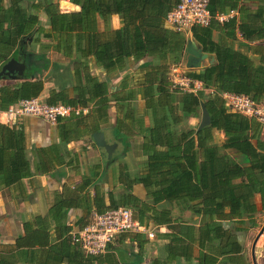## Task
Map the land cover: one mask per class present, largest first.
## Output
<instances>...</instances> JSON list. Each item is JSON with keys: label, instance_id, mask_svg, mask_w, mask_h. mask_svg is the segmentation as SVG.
Instances as JSON below:
<instances>
[{"label": "trees", "instance_id": "trees-1", "mask_svg": "<svg viewBox=\"0 0 264 264\" xmlns=\"http://www.w3.org/2000/svg\"><path fill=\"white\" fill-rule=\"evenodd\" d=\"M70 1L79 10L62 11L54 0H0V69L13 55L25 65L20 75L0 74V79L14 81L0 85V103L8 107L38 97L45 88V73L54 74L62 67L63 73L53 78L55 87L49 89L47 104L89 107L92 103L98 105V114L108 107L111 95L117 110L123 108L122 120L140 124L143 140L137 172L118 163L108 187L109 205L105 193L104 199L95 198L99 206L79 228L94 213L124 206L144 226L171 228L159 233L167 239L164 256L154 257L151 264H177L179 259L184 264H253L246 256L245 237L258 225L256 194L264 211V124L228 110L220 94H246L264 103V0H242V4L209 0L212 16L233 9L238 16L224 22L212 18L208 26L192 27L191 37L216 59L186 72L201 81L203 88L197 93L173 88L168 77L171 66L185 61L187 38L165 20L177 0ZM115 14L119 28L111 26ZM214 32L223 33L215 37ZM32 44L39 48L32 49ZM49 50L71 58L73 72L67 69L69 63L53 62ZM145 57L149 60L132 74L136 78L123 77L121 88L126 90L124 81L130 79L133 85L120 96L115 91L108 95L110 80L91 73V68L106 74L123 71ZM138 95L145 109L140 117L129 104ZM202 103L210 124L199 131L179 128L185 118L200 116ZM149 111L152 124L144 127L143 115ZM86 116L59 118L56 124L75 119L78 127ZM98 129L95 124L92 132ZM216 132L224 134L222 142H217ZM113 161L107 162L109 166ZM135 185L143 188L144 197L135 192ZM63 204L59 200L56 209L62 210ZM174 208L190 216L182 220ZM70 232L66 230L46 252L60 253L68 264H140L144 259L147 238L142 232L120 233L95 255L73 242ZM126 240L136 247L135 254H128L129 262L122 257L128 253Z\"/></svg>", "mask_w": 264, "mask_h": 264}, {"label": "crops", "instance_id": "crops-1", "mask_svg": "<svg viewBox=\"0 0 264 264\" xmlns=\"http://www.w3.org/2000/svg\"><path fill=\"white\" fill-rule=\"evenodd\" d=\"M54 1L58 2L62 11L79 10V6L71 1ZM242 3L244 1L240 0L239 4ZM235 16H238L237 10ZM111 26L120 27L118 15L111 17ZM222 33L214 32V36ZM237 36L240 38L239 33ZM191 38L188 37L187 41ZM197 44L199 45L198 42ZM31 47L37 50L39 45L32 44ZM47 56L59 64L69 63L67 69L70 74L73 72L71 58L53 50H49ZM186 57L185 49V61ZM146 60L149 58L145 57L134 62L128 69L111 74H106L101 68H91V73L100 80H110L108 95L115 94V91L120 96L133 85L130 79L129 83L124 81L126 90L121 88L123 77L130 74V77L136 78L132 76L133 72ZM62 70L60 67L54 74L45 73L44 78L47 80L44 90L38 96L40 100L47 99L49 89L55 87L53 78L62 74ZM190 70L192 69L186 68L185 71ZM13 83V80L0 79V85ZM129 104L136 108L138 117L145 110L141 95L129 101ZM8 107L0 103V264H68L66 260L61 261L60 253L46 252L48 246L61 240L66 235V230H75L89 219L91 212L99 206L95 198L98 200L99 196H102L104 199L105 193V205H109L108 187L112 182L111 174L118 163H127L132 173L137 172L143 140L141 126L135 121L127 123L122 120L123 108L117 110L116 101L111 95L108 107L98 114V105L91 103L85 113L87 116L78 127L74 124L75 119L61 121L55 125L36 116H16L8 120ZM200 117L201 113L199 117H187L178 127H197ZM143 123L144 127L152 124L150 111L143 115ZM95 124L107 142L116 144L110 157L114 160L112 166L102 159L92 139ZM216 135L217 142L224 140L222 132H216ZM100 175L102 184L95 191L94 184ZM135 192L144 197L140 185H135ZM59 200L64 201L62 210L56 209ZM255 203L260 212L261 202L258 194L255 195ZM173 212L176 216H182V220L190 216L188 212H177L176 209ZM146 227L153 232V237L146 235L144 259L140 264H151L154 257L164 256L162 246L167 239L159 237V233L171 232V228L165 225L156 226L150 223ZM124 244L128 246V253H123L122 257L130 261L128 254L136 253L135 242L126 240ZM176 262L185 263L182 259Z\"/></svg>", "mask_w": 264, "mask_h": 264}, {"label": "built area", "instance_id": "built-area-1", "mask_svg": "<svg viewBox=\"0 0 264 264\" xmlns=\"http://www.w3.org/2000/svg\"><path fill=\"white\" fill-rule=\"evenodd\" d=\"M70 1V0H67ZM209 0H177L175 7L166 15V23L186 38L191 36L194 26H208L211 19L224 22L235 16L236 10L226 13H217L214 16L208 8ZM185 63L170 67L168 77L172 87L182 92L197 93L201 90L202 83L186 74ZM224 106L244 116L255 118L264 124V103H257L251 96L222 92ZM87 112V107L71 106L65 104L49 105L39 97L21 99L6 110L8 120L16 116L40 117L51 125H55L59 118L79 116ZM128 231L143 232L149 238L153 232L148 227L140 224L134 217L130 208L119 206L117 208L94 213L88 223L81 228L70 232L72 241L78 243L88 254H100L106 250L115 236Z\"/></svg>", "mask_w": 264, "mask_h": 264}, {"label": "water", "instance_id": "water-1", "mask_svg": "<svg viewBox=\"0 0 264 264\" xmlns=\"http://www.w3.org/2000/svg\"><path fill=\"white\" fill-rule=\"evenodd\" d=\"M186 61L185 66L190 69H196L202 66H205L207 64L214 63L216 61L215 56L213 54H209L206 52H203L201 47L197 44V42L194 39H189L186 44ZM25 68L23 60L17 56L13 55L9 60H7L0 69V74H7L8 76H15L20 75L23 73ZM210 124V116L209 113L205 107V105L201 104V117L199 124L197 126V131L201 130L205 126H208ZM92 139L96 146L98 147L102 159L106 162L110 160V157L114 151V148L116 146L115 143H109L104 138V135L101 131H96L92 134ZM264 231V223L261 226L259 232L255 236L252 246H251V258L252 263L257 264L255 260V245L260 237V235Z\"/></svg>", "mask_w": 264, "mask_h": 264}, {"label": "rangeland", "instance_id": "rangeland-1", "mask_svg": "<svg viewBox=\"0 0 264 264\" xmlns=\"http://www.w3.org/2000/svg\"><path fill=\"white\" fill-rule=\"evenodd\" d=\"M109 210H111V209H109ZM257 218H258V225L255 228L249 230L246 237H245L246 256L250 260L251 263H252L251 255H250L251 246H252V242H253L255 236L257 235L261 226L264 223V211L259 212ZM255 260H256L257 264H264V231L260 235V237L258 238V240L256 242Z\"/></svg>", "mask_w": 264, "mask_h": 264}]
</instances>
